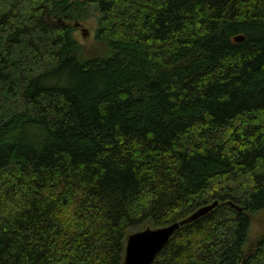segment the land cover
I'll list each match as a JSON object with an SVG mask.
<instances>
[{
  "label": "trees",
  "instance_id": "1",
  "mask_svg": "<svg viewBox=\"0 0 264 264\" xmlns=\"http://www.w3.org/2000/svg\"><path fill=\"white\" fill-rule=\"evenodd\" d=\"M215 201L150 264H264V0H0V264H124Z\"/></svg>",
  "mask_w": 264,
  "mask_h": 264
},
{
  "label": "water",
  "instance_id": "2",
  "mask_svg": "<svg viewBox=\"0 0 264 264\" xmlns=\"http://www.w3.org/2000/svg\"><path fill=\"white\" fill-rule=\"evenodd\" d=\"M86 37V34H83ZM234 42L238 43L243 41L242 36L234 37ZM215 201L212 204L201 207L187 219L171 224L167 227L151 230L144 229L132 233L127 236L125 251H124V264H150L159 251L168 243L173 237L175 232L183 225L191 223L200 217L205 216L213 208L217 206Z\"/></svg>",
  "mask_w": 264,
  "mask_h": 264
},
{
  "label": "rangeland",
  "instance_id": "3",
  "mask_svg": "<svg viewBox=\"0 0 264 264\" xmlns=\"http://www.w3.org/2000/svg\"><path fill=\"white\" fill-rule=\"evenodd\" d=\"M89 16L84 21H76L75 25V38L84 46L85 49H90L95 46L93 42V33L96 28V19L98 13L93 7H90L88 12ZM86 34V37H83ZM264 231V212L255 215L252 218L249 230V236L254 241Z\"/></svg>",
  "mask_w": 264,
  "mask_h": 264
}]
</instances>
